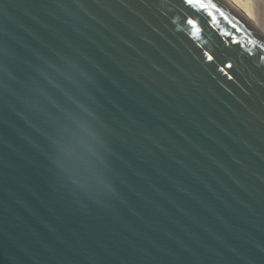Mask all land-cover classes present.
<instances>
[{"label": "water", "instance_id": "obj_1", "mask_svg": "<svg viewBox=\"0 0 264 264\" xmlns=\"http://www.w3.org/2000/svg\"><path fill=\"white\" fill-rule=\"evenodd\" d=\"M201 3L0 0V264H264V27Z\"/></svg>", "mask_w": 264, "mask_h": 264}, {"label": "bare ground", "instance_id": "obj_2", "mask_svg": "<svg viewBox=\"0 0 264 264\" xmlns=\"http://www.w3.org/2000/svg\"><path fill=\"white\" fill-rule=\"evenodd\" d=\"M245 12L249 13L252 18L264 27V0H234Z\"/></svg>", "mask_w": 264, "mask_h": 264}, {"label": "snow or ice", "instance_id": "obj_3", "mask_svg": "<svg viewBox=\"0 0 264 264\" xmlns=\"http://www.w3.org/2000/svg\"><path fill=\"white\" fill-rule=\"evenodd\" d=\"M184 2H185L186 4H188V5H190V6H191V5H199V9H201V10L206 9V8L208 7L207 4L201 3V0H184ZM212 7L215 8L216 5L213 4ZM188 23H189L190 25H192V24H193V20L189 19V20H188ZM208 59L211 60V59H212V56H209Z\"/></svg>", "mask_w": 264, "mask_h": 264}]
</instances>
